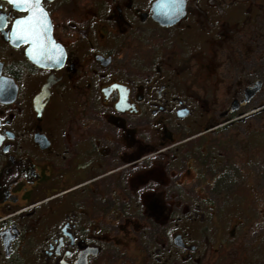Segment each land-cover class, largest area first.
Instances as JSON below:
<instances>
[{"label": "flooded vegetation", "instance_id": "obj_1", "mask_svg": "<svg viewBox=\"0 0 264 264\" xmlns=\"http://www.w3.org/2000/svg\"><path fill=\"white\" fill-rule=\"evenodd\" d=\"M42 5L40 49L0 0V264H264V0Z\"/></svg>", "mask_w": 264, "mask_h": 264}, {"label": "snow or ice", "instance_id": "obj_2", "mask_svg": "<svg viewBox=\"0 0 264 264\" xmlns=\"http://www.w3.org/2000/svg\"><path fill=\"white\" fill-rule=\"evenodd\" d=\"M13 3H22L27 15L15 19L12 23L11 36L24 40L34 48L43 49L49 43L47 32L51 21L42 5V0H12ZM173 3H183V0H173ZM6 26V21L0 18V27ZM32 51V48L29 49Z\"/></svg>", "mask_w": 264, "mask_h": 264}, {"label": "rangeland", "instance_id": "obj_3", "mask_svg": "<svg viewBox=\"0 0 264 264\" xmlns=\"http://www.w3.org/2000/svg\"><path fill=\"white\" fill-rule=\"evenodd\" d=\"M237 135L239 136V139H240V140L245 141V134H244L243 131L238 130ZM262 140L264 141V138H263ZM254 170H255V169H254ZM254 173H255V174H258V171H257V172L254 171Z\"/></svg>", "mask_w": 264, "mask_h": 264}, {"label": "water", "instance_id": "obj_4", "mask_svg": "<svg viewBox=\"0 0 264 264\" xmlns=\"http://www.w3.org/2000/svg\"><path fill=\"white\" fill-rule=\"evenodd\" d=\"M160 2H162V1H160Z\"/></svg>", "mask_w": 264, "mask_h": 264}]
</instances>
